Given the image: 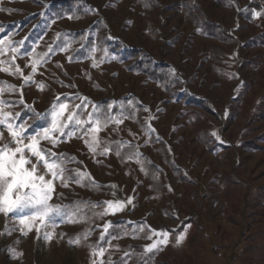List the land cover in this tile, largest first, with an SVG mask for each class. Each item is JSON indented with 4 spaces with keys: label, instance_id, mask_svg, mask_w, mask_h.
<instances>
[{
    "label": "rangeland",
    "instance_id": "rangeland-1",
    "mask_svg": "<svg viewBox=\"0 0 264 264\" xmlns=\"http://www.w3.org/2000/svg\"><path fill=\"white\" fill-rule=\"evenodd\" d=\"M63 1L0 0V39L6 42L0 45V88L5 90L0 98H22L36 113H46L57 97L65 96L73 110L81 103L73 99L77 95L92 102L89 113L92 104L128 101L137 110L133 114L125 107L122 123H110L98 133L113 148L108 156L92 154L79 136L54 148L41 142V147L74 157L67 167L90 174L95 184L69 181L64 187L57 182L50 203L62 213L69 206L68 216L53 214L55 224L41 227L40 233L33 228L24 236L18 217L0 214V264H92L101 257L98 251L91 256L89 246L104 248V264H119L122 258L127 264L134 259L143 264H264V258L253 261L241 255L244 246H258L257 236L264 232L263 205L254 203L251 215L242 216L248 189L264 187V44L252 43L264 33V15L254 18L257 9L249 7L257 3L264 10V0H154L152 10L138 0H81L88 17L57 14L52 6ZM237 5L247 10L241 12ZM190 11L232 33L235 43L203 35L190 22ZM8 43L17 48L14 62ZM214 44L224 53L212 59ZM127 49L141 50L153 63L168 66L178 87L167 91L135 71L131 60L120 56ZM41 57L46 62L33 75L31 64ZM16 66L34 82L25 85ZM8 85L18 91H8ZM9 110L20 113L30 133L50 126V118L36 119L24 104L13 103ZM111 111L121 119L117 107ZM198 114L210 147L197 137ZM116 141L136 148L124 147L118 157ZM132 151L139 152L138 159H127ZM230 173L243 189L226 198L221 183ZM129 198L132 203L122 212L102 219L92 217L100 207H87ZM107 223L117 238L109 241L105 234L101 242ZM189 224L186 238L176 244L175 234ZM45 231L54 233L50 241L43 238ZM85 231L90 233L87 240L76 243ZM152 231H168L169 243L145 253V246L162 238H146ZM194 236L197 240L190 244Z\"/></svg>",
    "mask_w": 264,
    "mask_h": 264
},
{
    "label": "snow or ice",
    "instance_id": "snow-or-ice-1",
    "mask_svg": "<svg viewBox=\"0 0 264 264\" xmlns=\"http://www.w3.org/2000/svg\"><path fill=\"white\" fill-rule=\"evenodd\" d=\"M239 11L243 12L247 9H240L239 6H235ZM2 10V9H0ZM264 15V10L253 13L254 18H260ZM6 42L0 39V45H4ZM8 48L11 49L14 54L11 58V62L16 59L17 48L11 43H8ZM61 50L63 48L61 47ZM4 51L0 48V53ZM52 48H49V52ZM23 54V53H22ZM43 61L35 60L31 64L33 75L37 71L39 63ZM96 66L95 64L93 65ZM8 71V69H4ZM16 74L21 76L25 85L33 83V76H24L22 71L16 66ZM44 85L41 84L40 88L43 89ZM5 90L0 88V94ZM8 91L17 92L18 89L13 85H8ZM22 97V89L19 90ZM69 99L65 96L64 100L57 97V102L54 103L46 113H36L34 108L25 104L23 99L18 102H13L0 98V214L8 215L13 214L19 218V231L22 235L27 236L30 231L35 228L37 233H40L41 227H47L49 224H55L52 219L53 214H63L68 216L69 206H64L63 213L59 206H53L50 201L56 193V183L59 182L62 186L68 187L69 181L76 183L80 186H86L85 181H89L90 184H95L90 174L81 172L79 169H69L67 164L75 160L74 157H68L63 153H56L52 151V148L41 147L42 141H47L53 148L58 146L62 142H66L73 137L79 136L84 139L85 144L88 146L89 151L94 155L108 156L113 148L101 141L98 133L110 123L120 124L124 117V109L127 107L133 114L135 113L136 106L132 101L121 102L116 105L115 102L105 105L92 104V112H88V105L92 103L87 97L75 96L74 100H80V104H74L73 110L69 109V103L66 101ZM13 103L24 104L25 107L32 112L36 119H48L50 118V126L44 127L42 130L35 132H28V128L31 127L27 124L26 120L20 119V113H13L9 110ZM119 109L121 119H116V113H113L111 109L113 107ZM78 109L79 113L75 110ZM150 111V109L148 110ZM67 113V114H66ZM83 117V118H82ZM148 128L154 132L155 129L151 128V124H148ZM7 131L9 137L7 140L4 138V131ZM215 139L219 140L220 137L215 132L211 134ZM27 141V143L25 142ZM115 143V154L120 157L122 149L128 147L135 149L134 145H125L120 141ZM103 145V147H101ZM99 149V151H98ZM139 158L138 151H132L127 155V159ZM139 162V160H138ZM82 163V162H81ZM43 170V171H41ZM66 173H71L66 175ZM155 178V177H153ZM109 187H115L111 185ZM58 195H63L62 193ZM132 199L127 201H106L101 205L88 204L89 210L100 207V212H93V218H103V216L112 214L115 215L118 212H122L127 204H131ZM26 210H31L29 213ZM88 217L85 216V219ZM39 221V225L37 224ZM113 227L111 223H107L103 227V232L99 237L101 242H105V234H108L109 241L117 238L116 235L110 234L109 229ZM191 225H186L176 235V244H180L184 241L187 235V228ZM139 231L143 232L144 228L140 227ZM89 232L85 231L80 238H77L76 243L80 242V239L87 240ZM54 236V233L45 231L43 238L50 241ZM152 236L162 237L153 241L150 245L144 247L145 253H154L161 246H166L169 243L168 231H152L151 235L146 238L152 239ZM93 249L90 252L91 256L98 254L101 257L99 261L92 260V264H104L103 257L105 250L101 246L98 249L96 246H89ZM19 255H23L20 253ZM129 253L125 252V257H128ZM18 258V257H13ZM108 264H111L109 260ZM120 264H127L125 259H121Z\"/></svg>",
    "mask_w": 264,
    "mask_h": 264
},
{
    "label": "trees",
    "instance_id": "trees-1",
    "mask_svg": "<svg viewBox=\"0 0 264 264\" xmlns=\"http://www.w3.org/2000/svg\"><path fill=\"white\" fill-rule=\"evenodd\" d=\"M139 3L143 4L145 8L148 9H154L155 2L154 0H138ZM249 7L253 9H257V11L262 10L261 4L257 5V3L252 6V4L249 5ZM53 10H56L57 14L60 15H71V16H79V17H88L91 14L88 10H86L85 5L82 3L81 0H64L61 3H58L56 5L52 6ZM88 13V14H87ZM190 22L203 33V35H207L208 37H211L213 39L218 40L221 43H228L231 42L235 43L236 38L233 36V34L229 33L226 29H224L221 26L213 24L211 21H208V19L199 13H195L193 11H190ZM148 30L151 34V37L155 39L156 31L152 24L148 25ZM252 43L255 44H264V33L260 34L259 36L252 40ZM114 47V46H113ZM210 54L211 58L215 59L216 54H222L224 51L222 50V47L218 46V44H214V46H210ZM119 50L120 48H117V46L114 48ZM120 56L123 58L130 59V64L132 65V68L140 73H144L146 76H148L151 80H153L155 83H158L162 86L163 89L167 91H171L175 89V87H178V79L176 75H174L173 71L164 64H156L153 63V61L146 56L143 52L138 50H121ZM128 110V109H127ZM201 114H198L197 117H200ZM203 120L202 117L198 119L197 126V137L201 140V142L209 146L211 145V139H209L208 134H205L200 131V129L203 127ZM203 134V135H202ZM152 167V166H151ZM154 167V166H153ZM155 168V167H154ZM231 174V173H230ZM235 175L232 173L230 178L227 180H224L223 183H221V187L223 188V191L226 194V198L233 196L235 192H238L239 190H242V185L238 182ZM154 180V179H153ZM253 191V192H252ZM228 200V199H227ZM244 211L242 212V216L246 218L248 215H251L252 209L251 206L254 203H257L259 205L264 206V187H259L256 189L249 188L246 192L244 198ZM196 224V223H195ZM199 226V224H196ZM182 229V228H181ZM180 232V230H179ZM109 233H114L113 228L109 230ZM259 238L256 242H258V246H254V244H248L243 247L242 250V257L246 260L252 259L253 261H260L261 258H264V232H259ZM197 240V237H193L190 240V244L195 243ZM257 245V244H256ZM142 262V263H141ZM143 261L135 260L132 261V264H143ZM120 264V263H119Z\"/></svg>",
    "mask_w": 264,
    "mask_h": 264
}]
</instances>
